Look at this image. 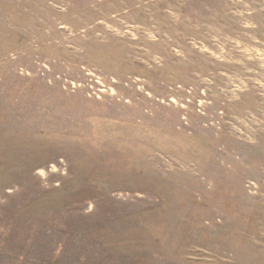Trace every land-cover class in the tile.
Returning a JSON list of instances; mask_svg holds the SVG:
<instances>
[{
	"label": "rangeland",
	"instance_id": "obj_1",
	"mask_svg": "<svg viewBox=\"0 0 264 264\" xmlns=\"http://www.w3.org/2000/svg\"><path fill=\"white\" fill-rule=\"evenodd\" d=\"M0 264H264V0H0Z\"/></svg>",
	"mask_w": 264,
	"mask_h": 264
}]
</instances>
